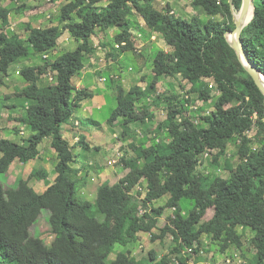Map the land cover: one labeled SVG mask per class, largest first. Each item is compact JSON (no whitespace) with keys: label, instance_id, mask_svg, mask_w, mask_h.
<instances>
[{"label":"trees","instance_id":"trees-1","mask_svg":"<svg viewBox=\"0 0 264 264\" xmlns=\"http://www.w3.org/2000/svg\"><path fill=\"white\" fill-rule=\"evenodd\" d=\"M5 2L0 0L2 87L8 84L12 64L30 56L31 49L48 55L65 33L79 45L54 59L45 57L42 64L24 66L19 73L29 84L17 95L34 102L18 121L31 132L26 142L19 143L2 137L0 128V263L174 264L178 260L177 264H191L202 258L204 235L219 242L225 252L233 245L242 248L244 230L250 228L256 251L251 264H264V94L227 40L226 33L236 26L230 1L193 0L194 7L210 17L203 22L200 14L190 19L177 15L170 3L161 0H71L61 7L59 24L29 23L25 38L8 34L12 9ZM102 2L106 5L101 6ZM242 3L234 0L238 15ZM45 6L34 9L39 13ZM133 13L140 14L146 27L162 36L172 51L157 50L153 78L145 87L135 84L126 90L118 86V105L108 122L122 119L123 134L128 136L132 123L156 118L149 104L139 103L157 93L162 76L181 74L190 83L189 93H198L203 102L216 100L213 111L196 122L184 115L187 106L179 94L165 97L167 118L158 124L156 133L166 134L169 141L155 137L151 143L131 142L134 154L128 152L120 160L129 172L115 184L102 183L91 202L79 196L86 179L78 177L72 166L76 154L63 126L93 93L78 88L73 79L95 53L92 40L98 30L117 28L115 43H108V57L115 59L121 52L136 50ZM219 15L221 20L215 18ZM242 40L250 59L264 73V0H255L254 18L244 28ZM122 42L126 44L121 48L115 46ZM48 71L55 73V80L41 86L39 81ZM214 89L220 92L215 97ZM47 137L52 138L56 151L55 180L50 181L45 167H36L30 178H18L17 186L7 189L2 174L16 160L26 164L39 159L40 145ZM232 140L238 144L240 161L234 166L225 160L229 177H212L197 170L205 152L216 151L214 161L219 163L218 151ZM76 144L90 147L85 135ZM31 178L45 181L47 189L39 193L30 184ZM165 198L164 204L156 205ZM184 201L194 204L187 212ZM141 208L146 209L144 214ZM211 208L214 215L205 219ZM43 209L50 212L54 236L50 243L31 232ZM167 209L172 212L156 234L154 229ZM139 232H150L153 240L172 234L174 245L162 256L150 250L147 257L137 258L128 250L110 258L117 244L127 246Z\"/></svg>","mask_w":264,"mask_h":264},{"label":"rangeland","instance_id":"rangeland-1","mask_svg":"<svg viewBox=\"0 0 264 264\" xmlns=\"http://www.w3.org/2000/svg\"><path fill=\"white\" fill-rule=\"evenodd\" d=\"M71 0H6L5 3L7 4H15L13 7V18L12 24L7 28L8 34L17 33L21 38H25L28 36L27 25L32 24L33 26H47V25H54L59 24L60 14H61V7ZM164 4L170 3L172 4L173 8L176 10L177 15L182 16L184 18H192L193 15L200 14L203 22L207 21L210 17L203 13V11L197 9L193 5V0H161ZM46 5L41 11L39 12L40 16L31 15L26 17L24 12L21 14L20 7H22V11L26 9H32L33 7H40ZM101 6L106 5V2H102ZM26 6V7H25ZM25 7V8H24ZM236 9V8H235ZM29 10V11H30ZM240 10V9H239ZM238 12V10H236ZM50 15V16H49ZM239 16V15H238ZM26 18V19H25ZM218 20L222 19V16L215 17ZM131 22L133 24V30H135V35L138 36L139 39H143V37L147 38V30L144 19L138 13H133L130 16ZM43 26V27H44ZM1 23H0V31H1ZM117 30V29H116ZM114 29L108 30L104 35H95L93 37V44H99L100 40H102V36L104 39L109 40L106 41L107 43L111 44L114 42L113 36ZM100 32V31H99ZM141 33L142 35H140ZM149 33H153V31L149 30ZM160 37L159 34H157ZM103 42V41H102ZM115 43V42H114ZM142 43L139 41V44ZM79 45V41H77L70 33H65L64 36L60 38L59 45L57 48L48 53L49 59H54L59 55L75 50ZM138 49L135 51H129L123 54L125 57L122 59L125 65V71L123 76L120 74V66L117 61H114L110 57H108L107 49L99 48L98 45L97 50L101 53H95V55L87 59L86 63L88 64L91 62L92 67L95 68V73L100 75L98 78L96 75L95 85L96 93H100L104 98H98L99 102H103V107L101 109H94L95 113H89L86 111V107L91 106L93 107V102L90 100L85 105H81L77 108L76 115L79 119L83 122L80 126L82 128V133L85 130L92 132V134H88V142L91 144V148L83 147L80 144L74 143L75 140L73 135H69L66 133V138L71 141L72 146H74V151L76 154V160L72 163L73 168L78 170V166L85 163L88 165L90 162H97L95 166L89 167L88 173L94 172L95 175H89V181L91 182L89 188L84 190L83 188L79 191V196L94 202L96 199V193L91 191L90 188L96 189L100 186L101 176L98 175L103 174V177L110 176L111 181L115 184L120 178L126 175L129 172V169L126 168L122 162H118L115 165H109L108 158H111L113 155H116V152H120L121 154H129L133 155V149L131 145L134 143L143 142V140H147L151 143L152 138H160L164 141H169V138L164 133L157 134L158 124L167 118V101L165 97L171 94H179V100L181 99L185 102L187 106V110H185L184 115H189L195 119L196 122L201 121V116L210 114L214 109V102L216 97L220 92L218 90L213 91V95L215 98L208 102H203L199 99L198 93H189L190 83L187 82L183 78L181 74H178L177 81L176 78L173 76H166L163 77L162 82L159 84L157 93L151 96L148 100H145L139 103L141 106L143 103L149 104L152 110L156 114V118L153 120L148 119L146 123L141 121L132 123L130 126V131L128 136H124V124L122 119L118 121V125L109 124L108 120L112 114V111L117 107V94H118V86H127L125 87L126 90H129L132 86L137 84L139 80H135L134 75L139 73H144L143 75V86L146 85L147 82L152 80L153 78V61L157 52L158 47H152L147 44H141ZM147 46V48H145ZM107 48V47H106ZM155 48V49H154ZM172 50V48H171ZM44 54L42 53H35L33 49H31V54L28 57L20 58L16 63L12 64L10 68L9 75L7 76V86L2 87L0 83V112L2 113V119L0 120V128H1V136L9 138L13 141L24 143L26 142L29 134L30 128L28 125L24 124L23 122L17 121L22 116L26 115V106L30 103L34 102L33 99H29L24 96H18L19 92L23 90L25 86L29 83L25 82L24 78L19 74L21 69L27 65H38L44 62ZM136 63V64H135ZM130 65H134L136 68L130 69ZM117 68V70H116ZM113 70L111 73L110 71ZM108 71V72H105ZM49 72V71H48ZM105 72V73H104ZM50 73V72H49ZM48 76H43L40 80V85H45L53 80L49 79ZM104 73L105 77L102 76ZM112 74H114L112 76ZM127 74V75H126ZM141 76V75H140ZM125 77L126 84L124 82ZM100 78L105 81H100ZM139 79V77H138ZM99 80V82H98ZM141 80V78H140ZM170 81L173 82V86H170ZM160 82V81H159ZM74 85H80L81 87H87L88 82L85 80L83 81L80 77V74L74 77L73 79ZM89 85V84H88ZM18 94V95H17ZM160 95V97H159ZM187 98H190L191 101H186ZM160 102V103H158ZM96 103V101L94 102ZM15 105V107H13ZM74 119V118H73ZM95 121L101 122L102 126H97ZM18 129L20 132H17ZM86 132V131H85ZM84 132V133H85ZM255 130L251 131L250 134H254ZM91 135V136H90ZM68 136V137H67ZM52 138L47 137L40 147L45 145V150H43L45 164H43L42 159L32 160L26 164L20 163V160H16L8 170L6 174H2V181L5 184V187L12 188L17 186L18 178H30L31 170L36 167H45L49 170L51 182L55 180L56 171L55 165L57 162L56 153H53L52 147L50 143ZM132 142V143H131ZM115 145L116 150L113 151L111 149ZM110 144V145H109ZM98 146H102L101 152L97 151L95 148ZM49 149V150H48ZM220 154L219 163L214 161V154H210L208 157H203L202 161L199 162V166L197 168L198 171H201L204 174H210L212 177L215 176H223L225 178L230 176V171L225 167V160L228 158L232 161L234 166H237L239 163V155H238V144L235 140H232L225 146V149H221L218 151ZM42 155V154H41ZM43 156V155H42ZM84 174H86L87 169L83 168ZM103 172V173H102ZM103 179V178H102ZM105 182V181H103ZM30 184L39 192H43L47 189V184L45 181L31 178ZM102 184V183H101ZM141 188H136L134 190V194L137 195ZM97 190V189H96ZM137 198V197H136ZM143 198V197H142ZM167 199H163L156 202L158 204H164ZM185 205V212H187L191 207H193V203L189 204L186 201L183 202ZM172 210L167 209L164 213L163 217L159 218L158 225L154 229L156 234L160 233V228L164 227L167 223V215L170 214ZM49 215L50 212L48 209H43L40 217L38 218L37 222L31 227V232L34 235L41 236L45 239L47 243H50L54 236L52 233V227L49 223ZM214 215V208L208 210L205 219H210ZM103 219V217H102ZM243 230V229H242ZM254 231L250 228L244 230V237H243V247L238 248L237 246L233 245L230 246L225 252L220 250V243L213 241L211 237L204 235L203 236V253L201 254L202 258L201 261H215L217 264H226V259L231 258V264H239L240 262L251 264L255 249L252 244V237ZM174 245V239L172 234H167L164 239L157 238L153 240L152 234L150 232H139L137 234V238L132 240L127 246H123L117 244L115 250L110 255L111 259L116 258V255L119 251H132V254L135 255L137 258L147 257L148 252L150 250H156L159 256H162L168 253ZM6 264V263H0ZM174 264H177V260Z\"/></svg>","mask_w":264,"mask_h":264},{"label":"crops","instance_id":"crops-1","mask_svg":"<svg viewBox=\"0 0 264 264\" xmlns=\"http://www.w3.org/2000/svg\"><path fill=\"white\" fill-rule=\"evenodd\" d=\"M45 1V0H44ZM49 2V0H47V3ZM5 5H7L8 7H10L11 9H12V12H11V14H10V26H11V24H12V18H13V16H12V14H13V7H15V4H12L11 3V5L10 4H5ZM172 5V4H171ZM26 7V6H25ZM24 7V8H25ZM22 7H20V10L18 9V11L17 12H19L20 11V13L22 14L23 12L25 13L24 15L26 16V17H29V16H31V15H38V16H40V13H37L36 11H35V9H34V7L30 10V9H26V10H23L22 11ZM30 10V11H29ZM175 10V9H174ZM41 12H43V11H41ZM175 12H176V10H175ZM177 13V12H176ZM26 19V18H25ZM30 23V22H29ZM44 26V25H43ZM43 26H41V27H43ZM114 30L115 29H117V28H113ZM108 30H110V29H108ZM108 30H98V34L99 35H104V34H106V32H108ZM149 30L150 31H152L151 29H148L147 30V38L145 39L144 37H143V39L141 40V39H139L138 38V36H136L135 35V37H136V42H135V47H136V49H138L140 46H142L141 44L143 43V45L144 44H147V45H149L150 44V46L152 45V47H158V49L157 50H159V49H163V50H166V51H172L171 50V47L168 45V43L166 42V40L162 37V36H160V37H158V35H157V33H155V32H153L152 34L151 33H149ZM100 31V32H99ZM8 32V31H7ZM114 32V31H113ZM133 32H134V34H135V30H133ZM140 35H142L141 33H139ZM65 35V34H64ZM102 38V40H100V43L99 44H94L95 45V47H96V49H95V53H101V52H99L98 50H97V46L98 45H100L99 46V48H105V49H107V53H108V50L110 49V45L106 42V41H109V40H106V39H104L103 38V36L101 37ZM103 41V42H102ZM139 41H141L142 43H140L139 44ZM93 42V41H92ZM104 42L105 43H107L108 45L106 46L105 44H104ZM114 43V42H113ZM107 47V48H106ZM98 48V49H99ZM145 48H147V46L145 47ZM154 48V49H155ZM97 51V52H96ZM126 52H129V51H125V52H121V54H120V56H118V58H113V57H110L111 59H113L114 61H117V63L119 64V66H120V68L121 69H119L120 71V75L121 76H123V74H124V71H125V66H127V65H125L124 64V62L122 61V59L125 57V55L123 56V54L124 53H126ZM95 53L93 54V56L95 55ZM93 56H91L90 58H92ZM48 57H49V55H48ZM90 58H88V59H90ZM136 64V63H135ZM135 66L134 65H130V69H134L135 70ZM116 70H117V68H116ZM113 70H111L110 71V73L112 72ZM105 72H108V71H105ZM104 72V73H105ZM49 73V72H48ZM47 73V74H48ZM104 73H102V76L103 77H101V78H104L105 77V75H104ZM47 74H45L46 76H48ZM44 75V76H45ZM99 78L100 77V75H97L96 73H95V68L94 67H92V65H91V62H89L88 64L87 63H85V67L82 69V71L80 72V77H81V79L84 81H86V82H88V84H87V87H81L80 85H77V87L78 88H86V89H88L90 92H92L93 93V95L91 96V97H89V98H87V99H85V100H83L81 103H82V105H85L87 102H89L90 100L93 102V107L91 106V108H89V106L88 107H86L87 109H86V111L87 112H91V113H95V111H94V109L93 108H95V109H101L102 107H103V102L101 103V102H99V99L98 98H101V99H103L104 97L100 94V93H96V91L95 90H99V89H96V85H95V79L94 78H96V76ZM114 74H112V76H113ZM127 75V74H126ZM141 75V76H140ZM143 75H144V73H139L138 72V74H135L134 75V77H135V80H139V82L137 83V84H139V85H141V86H143V83L145 82V81H143L142 79H143ZM93 76H94V78H93ZM138 77H139V79H138ZM173 77H175L176 78V81H177V77H178V75H176V76H173ZM101 78H100V81H105V80H101ZM122 78H124L123 80H124V82H125V84L128 82V81H126V79H125V77H122ZM140 78H141V80H140ZM164 78H166V76H164ZM162 79H163V77H161L160 78V82L158 83V86H159V84L162 82ZM40 82V81H39ZM98 82H99V80H98ZM40 84V83H39ZM147 84V83H146ZM124 86V85H123ZM170 86H173V82H171L170 81ZM125 87H127V86H125ZM143 87H145V86H143ZM96 101V103H94ZM74 118V119H73ZM72 119H71V121H70V123H67V124H64V126H63V129H64V134H65V137H66V133L67 134H69V135H73V138H74V140H75V142L74 143H76V142H78V140H79V138L82 136V135H85L86 136V140L88 141V134L90 133V134H92V132H90V131H88V130H85L83 133H82V128H80V126L83 124V122L79 119V117L76 115V113H75V115H74V117H73ZM120 120V119H119ZM119 120H117V121H115V123L114 124H111L112 125V128H114L113 127V125H118L119 123H118V121ZM17 121H18V119H17ZM95 123L97 124V126H102V123L101 122H98V121H95ZM110 124V123H109ZM103 127V126H102ZM91 136V135H90ZM68 137V136H67ZM50 143V146L52 147V145H51V142H49ZM42 144V143H41ZM111 144V146L110 147H112V143H110ZM109 144V145H110ZM95 146H97L95 149L97 150V151H99V152H101V149H102V146H98V145H95ZM92 146H91V144H90V147L89 148H91ZM113 147H114V149H113ZM111 149H113V151H115L116 150V146L114 145ZM43 150H45V145L43 146V148H42V146L40 147V151H41V154L43 155H41V157H40V159H42L43 160V164H45V156H44V154H43ZM49 150V149H48ZM52 151H53V153H56V151H55V149L52 147ZM75 152V151H74ZM113 157V156H112ZM111 157V158H112ZM39 159V160H40ZM110 158H108V160H109ZM34 160H36V159H34ZM38 160V159H37ZM77 161V160H76ZM20 163H23V162H20ZM95 163L97 164V162H93V163H89L88 165H86L85 163H83V164H81L80 166H78V177H82V178H84L85 177V179H86V184H85V186L84 187H82L83 188V193H84V190H87L88 188H89V186H90V184H91V182L88 180L89 179V175H91V176H93V175H95V173L94 172H92V173H88V170H89V167H91V166H95ZM25 164V163H24ZM83 168H86L87 169V171H86V174H84V171L85 170H83ZM47 169V168H46ZM48 170V169H47ZM32 171V170H31ZM49 171V170H48ZM103 173V172H102ZM99 177L101 176V180H98V182H101V183H104L103 181H105V182H107V183H109V184H114L113 183V181H111V180H109L110 179V176H108V177H103V174H101V175H98ZM125 176V175H124ZM123 176V177H124ZM103 178V179H102ZM49 179H50V181H51V178H50V173H49ZM121 179V178H120ZM101 183H100V185H101ZM116 183V182H115ZM81 188V189H82ZM96 189H98V188H96ZM96 189H92V188H90V190L91 191H94V193H96L97 192V190ZM39 192V191H38ZM44 192V191H43ZM43 192H39V193H43Z\"/></svg>","mask_w":264,"mask_h":264},{"label":"water","instance_id":"water-1","mask_svg":"<svg viewBox=\"0 0 264 264\" xmlns=\"http://www.w3.org/2000/svg\"><path fill=\"white\" fill-rule=\"evenodd\" d=\"M231 4V9L233 11L236 26L234 30L228 31L226 37L230 45L235 49L240 61L243 63L246 70L252 75L256 83L258 84L260 90L264 94V73L258 68V66L250 59L249 55L244 46L242 40V33L244 28L252 21L255 14V0H243L240 15H237L234 0H229ZM253 6V14L250 19H248V11L250 7ZM230 34L234 37L230 38Z\"/></svg>","mask_w":264,"mask_h":264},{"label":"built area","instance_id":"built-area-1","mask_svg":"<svg viewBox=\"0 0 264 264\" xmlns=\"http://www.w3.org/2000/svg\"><path fill=\"white\" fill-rule=\"evenodd\" d=\"M50 16V15H49ZM126 44V42H122L121 44H115V46L117 47V48H121V46H124ZM44 57H48V55L47 54H44ZM49 79L50 80H55V73L54 72H50L49 73ZM102 80V79H101ZM213 85L211 84V87H212ZM181 120V119H180ZM161 139L160 138H157V141H160ZM211 153H209V152H205V154L203 155V157H208L209 155H210ZM123 156H124V154H121L120 152H118V150H117V152H116V155H113V157L112 158H110L109 160H108V163H109V165H115V164H117L122 158H123ZM203 157L201 158V160H200V162L202 161V159H203ZM145 211H146V209H144V208H141L140 209V214H144L145 213ZM190 251H193V249H191L190 248ZM204 251L202 250V252H201V254L203 253ZM177 262H178V260H177ZM241 263H243V262H240L239 264H241ZM191 264H217L215 261H208V262H206V261H192V263ZM226 264H231V258H227L226 259Z\"/></svg>","mask_w":264,"mask_h":264},{"label":"bare ground","instance_id":"bare-ground-1","mask_svg":"<svg viewBox=\"0 0 264 264\" xmlns=\"http://www.w3.org/2000/svg\"><path fill=\"white\" fill-rule=\"evenodd\" d=\"M252 14H253V6H251L250 7V9H249V11H248V19H250L251 17H252ZM238 15V14H237ZM230 36V38L232 37H234V35L233 34H230L229 35Z\"/></svg>","mask_w":264,"mask_h":264}]
</instances>
